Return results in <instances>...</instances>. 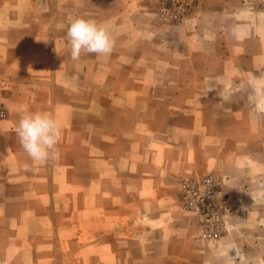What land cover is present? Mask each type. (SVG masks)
<instances>
[{"label": "rangeland", "instance_id": "374dc122", "mask_svg": "<svg viewBox=\"0 0 264 264\" xmlns=\"http://www.w3.org/2000/svg\"><path fill=\"white\" fill-rule=\"evenodd\" d=\"M226 1L0 0V24H12L10 59L47 27L42 61L53 83L41 82L31 111L52 115L50 102L73 106L57 161L31 167L20 147L23 178L0 174V264H264V109L256 99L264 80V0ZM249 4L252 13L242 12ZM76 17L108 27L111 54L72 60L66 32ZM3 63L2 119L9 83L20 79ZM184 100L193 107H182ZM183 150L196 159L189 170H179ZM139 159L145 182L161 160L176 172L169 179L177 218H134ZM227 161L241 164V180L219 174ZM184 176L213 180L226 226L221 236L202 237L196 215L182 206ZM233 206L240 215L232 227ZM135 229L145 231L140 252L132 248L135 237L120 235Z\"/></svg>", "mask_w": 264, "mask_h": 264}, {"label": "crops", "instance_id": "0c3cea01", "mask_svg": "<svg viewBox=\"0 0 264 264\" xmlns=\"http://www.w3.org/2000/svg\"><path fill=\"white\" fill-rule=\"evenodd\" d=\"M229 0L226 3L229 4ZM255 8L254 6L245 5L242 8V12L252 13L250 10ZM224 12V9H223ZM230 12V10H226ZM32 26L34 24H28ZM45 26L43 29L39 28V31L32 32L30 37H28L27 43L23 46L21 51L13 59L8 56L9 47L11 45V34H12V24H0V60L4 61L3 69L9 74L16 72L20 75V79H13L9 83V97L11 103H8L9 114L6 118L0 119V174L10 176L13 181L23 178L25 174L26 167L19 163L17 148H20L19 139L16 133L13 131L16 129L19 119L21 116L27 112H32L34 104L38 97V87L44 80L53 83V70L47 62L42 61L45 49ZM199 73L189 72V75L198 76ZM67 76H70L67 75ZM188 91V90H186ZM52 109V115H57V119L61 121L63 125L70 124L68 116L69 110L72 106L71 103L66 101L50 102ZM185 109H191L193 106L184 100L183 106ZM68 110V111H67ZM51 114V113H48ZM175 121L172 122L174 124ZM195 127V121L193 120L190 125L187 126V133L193 134L192 131ZM167 134H172L167 131ZM16 140V142H15ZM18 146V147H17ZM153 154V151H152ZM16 160L17 163H12L10 160ZM195 156H192L187 151H182L181 157L179 158V170H189L192 163H195ZM141 159L137 160L135 168V181L131 187V202L135 205V216L137 222L142 223L144 216L148 215L150 219L154 220V216L158 213L164 217L163 220H173L174 217H178L176 212V189L174 184H172L169 176L174 173H169L165 168L167 167V160H161L156 167V171L152 173L151 176L146 177L147 182H145V175L143 168L141 166ZM145 163V158L143 160ZM155 165L156 162H155ZM160 165V166H159ZM241 164L235 161H227L222 164L219 169V174L223 176L224 179H238L241 180L242 174H246ZM35 163H31V167H34ZM66 165H59L58 168H65ZM164 166V168H162ZM160 167V168H159ZM171 177V176H170ZM9 181V180H8ZM224 195V194H223ZM234 195H239L235 193ZM234 205H236L235 199ZM128 202H125L127 204ZM125 205H121L124 207ZM124 209V208H121ZM232 213L229 215L230 225L233 227L232 219H235L239 214L236 207H232ZM123 211V210H122ZM124 212V211H123ZM162 220V221H163ZM145 231L143 229L126 230L120 233L122 238L130 239L142 236ZM153 237H161V232L158 233L154 229H148ZM154 244L148 246L151 249L157 247L156 240H153ZM134 244H132L133 246ZM127 247V246H126ZM136 252H140L143 249V244L140 241H136L134 247H132ZM130 248V250H132ZM128 264V263H127ZM130 264H147L145 262H131Z\"/></svg>", "mask_w": 264, "mask_h": 264}, {"label": "clouds", "instance_id": "9594fccd", "mask_svg": "<svg viewBox=\"0 0 264 264\" xmlns=\"http://www.w3.org/2000/svg\"><path fill=\"white\" fill-rule=\"evenodd\" d=\"M66 40L70 45L72 60L82 53L109 55L114 49V38L107 26L92 19L73 18L67 27ZM257 107L264 109V80L257 81ZM19 143L35 164L57 161L58 145L62 139L63 126L59 119L46 112H30L21 116L16 126Z\"/></svg>", "mask_w": 264, "mask_h": 264}, {"label": "built area", "instance_id": "2783aa9c", "mask_svg": "<svg viewBox=\"0 0 264 264\" xmlns=\"http://www.w3.org/2000/svg\"><path fill=\"white\" fill-rule=\"evenodd\" d=\"M5 114L6 109L0 98V119ZM180 202L184 208L196 215L202 237L215 239L225 231V220L220 211V202L216 200L215 185L210 177H182Z\"/></svg>", "mask_w": 264, "mask_h": 264}]
</instances>
